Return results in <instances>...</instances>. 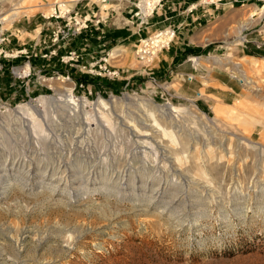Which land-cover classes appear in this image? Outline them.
Segmentation results:
<instances>
[{"label":"rangeland","instance_id":"1","mask_svg":"<svg viewBox=\"0 0 264 264\" xmlns=\"http://www.w3.org/2000/svg\"><path fill=\"white\" fill-rule=\"evenodd\" d=\"M60 1L67 0H0V17H6L15 6L21 12L13 19L0 22V137L5 139V147L24 150L19 143L22 138L9 135L16 127V116L23 111L32 124L37 121V133L43 142L39 145L41 152L59 161L67 157L72 164L85 168L95 159L106 168V173L97 188L88 185L90 203L87 205L69 204L66 192L61 190H55L48 201L46 197L53 186L46 187L47 195L43 196L21 193L18 182L10 178L9 183L17 187L6 197L0 195V227L20 226L27 233L18 246L7 243L0 234V264H264V149H261L264 146V63L257 62L262 66L258 71L249 59L242 58L244 54L260 57L249 48L256 51L255 45L264 47L262 23L244 30L247 42L235 46L229 43L239 42L235 29L251 19L248 13L263 1H246L242 7L241 2L235 3L240 9L237 17L224 21L225 25L212 23L213 28L222 27L216 28L213 42L204 50L193 46L196 53L181 54L161 72L155 71L159 59L150 65L137 60L138 40L128 52L118 50L122 52L120 58L118 52L109 59L115 67L119 69L132 62L136 63L135 67L148 70L140 76L143 84L117 90L106 87L100 75L88 72L93 63L96 71L100 59L109 57L111 51L100 43L94 27L109 28L113 34L131 26L146 25L145 17L158 10L163 0L147 15L141 8V0H84L68 5V10L76 5L74 11L79 24L73 17L74 11L72 17L59 11L50 16L54 13L53 5L57 8ZM200 1L205 4L204 1L210 0ZM56 15L59 17L55 18ZM84 19L88 28H81ZM171 28L175 31L176 27ZM90 31L93 36L88 34ZM174 40L175 36L170 42L171 48ZM73 50L78 59L66 61ZM160 53L164 52L160 51L159 56ZM211 55L242 62L253 82L242 84L231 69L213 64ZM193 57L203 58L200 64H195ZM28 61L30 66L24 69ZM14 67L24 69L25 73L16 74ZM66 73L69 79L64 80ZM216 76L235 89L227 101L213 94L216 92L213 87H225L215 81ZM66 87H71L74 99L85 101L80 111L73 112L57 102L58 91ZM202 89L206 95L200 96L198 92ZM177 92L185 97H179ZM125 93L153 104L168 102L179 112L171 117L173 122H161L155 117L157 113L152 117L138 111L124 112L116 117L94 105L98 97L121 98ZM41 95L52 96L55 102L49 103L45 111L48 123L29 106ZM7 122L13 124L8 126ZM142 123L155 124L170 132L164 135L160 130L159 136L165 143L151 135L139 137L136 129H143ZM169 137L174 140L171 146L175 149L163 146L170 143ZM16 138L20 140L18 143ZM180 139L184 140V148ZM192 152H196V160L201 165L207 164L209 155L214 162L218 158L217 170H196L191 166ZM171 156L184 157L178 163L182 174ZM5 158H0V165L3 166ZM117 171L122 182L129 185L126 195L118 191L119 195L107 183L108 172ZM207 180L211 181L206 183L211 191H203L199 186ZM159 184H168V192L178 195L171 207L162 212L163 206L154 200L152 204L160 206L150 208L145 215L139 211L140 207L133 206L138 204L130 195L134 187H146L143 193L148 195ZM34 187L28 186L26 192L41 190L38 185ZM13 234L17 236L16 232Z\"/></svg>","mask_w":264,"mask_h":264},{"label":"bare ground","instance_id":"2","mask_svg":"<svg viewBox=\"0 0 264 264\" xmlns=\"http://www.w3.org/2000/svg\"><path fill=\"white\" fill-rule=\"evenodd\" d=\"M105 2H106V0H105ZM75 3H77V0L60 1V4L57 3L58 4L57 7L60 8V10H62L60 12H62L63 14H66L70 11V10H68L67 6L70 4H75ZM155 4H156V0H151V1L141 0V6H142L141 8L144 11V13L149 12L155 6ZM262 8H264V6ZM55 9H56V6L54 4L52 7V11ZM20 14H21V12H20L19 8L15 6L11 9L10 13H8V15L6 17L5 16L0 17V22H3L5 20H9V19H13L14 17H17ZM253 15L254 14L250 15L249 18H251V19H248V21L238 25L237 32L239 33V36H240L239 41H241L243 39V36H242L243 30L248 28L255 21L259 20V19L258 20L253 19V17H252ZM157 32L152 33V36H151L152 41L143 40V42H142V43L147 42V45H149V49L154 50L153 51L154 56L153 57L149 56L150 59L144 61V62H146L147 65L152 64L154 59L157 57L158 54L155 51L159 50L161 48L160 42H163L162 45H165L166 42L172 38V33L162 32V34H157ZM244 37H245V34H244ZM161 50H163V48ZM193 61L196 62V58H194ZM258 61H259V59L255 60V62L253 63V68H255L256 70L259 71V70H261L262 66L257 64ZM213 62L215 64H218V65H224L225 68H227V69H231L233 71L235 77H237L238 80L242 84L248 85V84H251L253 82L251 80V78L249 77V75L247 74V71H248L247 67L242 62L235 61V60L231 59L230 57L222 58V57H217V56L214 57ZM25 66L26 67L24 69L28 68L27 64ZM24 69L19 68V67H14L16 74L25 73ZM65 78H64V80H65ZM71 90H72L71 87H66V88L60 89L58 91L59 97L57 98V102H60V104H62L64 107H67V109L70 108L73 112L80 111L81 106H83V102H85V101L74 99V97L71 94ZM51 102H53L52 104L55 103L52 96L47 97V96L41 95V96L37 97L36 99H33L29 103V106H30V109L34 113L38 114L39 117H41L42 119H44V121L46 123H48V122H50V120L47 117L48 112H46V114H45V111L48 110L47 108H48V106H50ZM94 105H96L98 108L112 112L116 117H121V115H123L124 112L127 114H130L131 112L138 111V112L143 113L145 116L150 115L152 117H154L155 113H157V115H155V117H157V120L161 121V122H165V121L169 122L171 117H173L175 114H177L179 112L178 109L171 107V104L168 102H166L164 104H153L152 102L147 101L141 97L131 96L130 94H127V93H125L121 98L115 97L113 95H111L110 98H108V99L98 97L96 100V103ZM58 107H59V105H58ZM22 113H23L22 115L16 116L15 119L17 120V122L14 123V125L16 127L14 128V131L12 132L13 134L9 133V135L11 137L12 136L13 137L20 136L22 138V140L19 143H21L23 145L24 150L23 151L13 150V149H11V147H5V145H6L5 139L0 137V138H2L0 141V146H1L0 147V158L2 156L6 157L5 163L3 164V166L0 165V195L2 197H6L12 189L14 191V189L17 187V184L9 183L10 178H12L14 181L18 182V184L20 185V187L18 189L21 193H24V194L25 193L26 194L31 193L32 195L34 194V196H43V195H47L45 193L46 192L45 188L48 186H53V189L51 188L52 190L50 191V193L46 197V199L48 201L53 198L55 190H58V191L61 190V191L66 192V194L69 198V201H70L69 204H74L75 202H80V204H82V205L89 204L90 202H88V200H87V192L89 190L88 185L91 184L92 188H97L99 185V182L102 181L101 177L104 175V173H106V168L105 169L102 168L101 163L95 162V159H92L93 163H91L89 167L85 168V166H77V165L72 164L67 157L62 158V160L59 161V160H55L54 156H50L46 152L45 153L41 152L40 151L41 148H39V145L43 144V142L40 141V137H39L40 134L37 133V128H36L37 121L36 120L33 121V123H35V125L32 124L31 121L25 116L26 114L23 111H22ZM139 118L142 120V118L140 116H139ZM207 120L208 121H214L215 119H207ZM153 121L155 124L156 123L158 124V122H156V118H154ZM173 121H171V122H173ZM7 123H8V126H10V124H13V122H11V123L7 122ZM143 124L144 123H142V127L140 125L139 126L141 128H143L144 130L139 129V128H138V130L136 129V132L138 131L137 134L139 133V137H147V136L151 135V136H155L156 138L158 137V139H160L159 142L165 143L163 141V138L161 140V136H159V133H161V131H162L164 133V135H170L169 134L170 132L166 131L165 129H163L161 127L159 128L157 126L155 127L154 126L155 124H148V123H145L144 125ZM163 125H164V123H163ZM178 135H177L176 139L179 138L180 135L179 136ZM170 138L171 137H169V139ZM180 140H181V142H180L181 146H182V148H184L185 147L184 140L183 141H182V139H180ZM15 141L18 143V141H20V140L18 138H16ZM169 141H170V143L168 145L163 144V146L165 148H168L171 150L175 149L174 147L171 146V144L174 142V140L171 138V140H169ZM246 141L250 142V140H246ZM177 142L178 141H176V143ZM190 143H192V142H190ZM209 143H210V141H209ZM18 146H20V145H18ZM191 146H192V144H191ZM195 149H197V148H195ZM261 149H264V146H262ZM171 150H170V153L172 154ZM214 151H212V152H214ZM198 152H199V149H198ZM195 153L196 152H192V155L190 157L192 167L194 166V168L196 170H198L199 172H206L207 170H209L210 172L211 171L213 172V171H215V169L217 170L216 164L218 162V158H217V162L215 161L216 162V164H215V162L212 159V156L209 155L207 164L201 165L196 160L197 156ZM198 154H200V152ZM213 154H215V153H213ZM54 155H55V153H54ZM207 156L208 155H206V157ZM187 157H188V155H187ZM206 157H205V159H206ZM170 158H171L172 162L174 163V165H176V167H177L176 169H178L180 171V174H182L183 172L181 171V167L178 164V163H180L181 157L180 156L179 157L178 156H175V157L171 156ZM183 158H181V159H183ZM56 159H58V158H56ZM199 159H200V157H199ZM72 162L74 163V161H72ZM219 164L220 163H218V167H219ZM221 168H223V167H221ZM107 169H109V168H107ZM113 171H115V170H113ZM193 171H190V173ZM108 173H109V180L107 183H109L112 186V188L117 190L116 193H118L119 195H120L119 192L123 193L121 195H126V193H129V191L126 192V189L129 188V185L125 184L124 181L122 182L123 178L121 176H119L118 171L116 173H110V172H108ZM186 173H187V171H186ZM129 174L133 175L131 171H129ZM103 180H104V178H103ZM136 180H137V178H136ZM210 180H207L205 182H200V183H202V185H199V186L201 187V189L203 191H206V190L211 191L209 184H206V183L211 184ZM132 181H134V180H132ZM133 184H134V182H133ZM37 185L40 187L41 190L36 191L34 193H32L31 191L26 192V188L28 186L29 187L30 186L37 187ZM131 187H133V186H131ZM167 187H168V184H166V186L159 184L158 187H156L154 190H151L152 192L149 193L148 195L143 193V192H145L146 187L139 186V185L137 187H134L131 190L133 192L130 191L131 192L130 195L132 198L134 197L133 200L136 201V203H138V204H133V206L135 208L140 207L139 211L143 212L145 215H147L150 212V208L160 206V205L152 204L153 201L156 200L158 203L161 204L160 207L163 206L162 212H164L167 208H169L173 205L175 199L178 196L177 194L169 193ZM28 190H30V189H28ZM139 202L140 203L143 202V203L139 204ZM14 203H15V201H14ZM48 204H51V203H48ZM16 205H17V203H16ZM21 205H23V204H21ZM27 206H28V204H27ZM106 206H108V205H106ZM40 207H42V206H40ZM15 210H17V209H15ZM23 212H25V211H23ZM156 215H158V214H156ZM14 232H16V235L19 237L13 236ZM26 233L27 232L23 231L22 227H20V226H19V228L18 227L13 228L11 226L5 227V228L0 227V234H3V236L5 237V241L7 243L15 244L17 246L20 244V242L23 241Z\"/></svg>","mask_w":264,"mask_h":264},{"label":"crops","instance_id":"3","mask_svg":"<svg viewBox=\"0 0 264 264\" xmlns=\"http://www.w3.org/2000/svg\"><path fill=\"white\" fill-rule=\"evenodd\" d=\"M158 1L159 0H156V4ZM246 1H250V0H210L208 2H204L205 4H202L200 0H163V3L161 4L159 3L161 6L158 9L159 11L155 9L156 11L155 12L153 11V13L151 14H149L151 10L149 12H146V14H144V15L149 14L145 17L144 20V22H146V25H141V26L139 25L137 28L131 26L125 28L124 30L115 31L113 32V34H111L113 30L111 31L109 28L104 27L105 26L104 25L103 26L104 28H101L103 30L102 35L100 32L101 29H96L94 27V30H96L95 35L99 40L102 41L100 42L102 45L107 46L109 47V49H111V51L109 52V57H107V61L112 67L117 68L109 62V59H111V57H114L116 53L118 54L120 50L124 49L125 52H128V50H130L135 45V42L139 40V38H141L143 35L144 36L147 35L150 32L151 33L154 32V30L156 31L164 27L166 28L176 27L175 28L176 40H174L175 45H173L172 48L169 45L168 48H164L163 50H161V52L164 53H160L161 56L157 55V57L153 61L155 63L159 61V63H157V68L155 67L156 68L155 71L161 72L162 69H166L167 67H169V65L175 59L179 58L181 54L188 53L187 51H189V53L191 51L194 52L195 49L193 46H197V48H200V50H204V48L208 46V44L213 42L214 37L216 36V31H217L216 28H222V27L213 28L212 23L218 22L219 24L225 25V23H223L224 21L227 22L232 18L237 17L240 14V9L235 7V3L241 2L243 4L241 5L242 7L244 6V2ZM254 1H258V0H254ZM263 12H264V8H261L260 6L258 8L253 7L252 11L248 13L247 17L249 18L250 15L254 14L252 17H256L255 15H257L256 20L259 19L258 21H260L261 18L263 17L264 14ZM217 18H221V19L216 20ZM258 21L255 22L257 23ZM255 22L250 26L255 25L256 24ZM237 28L235 29V32L237 34L236 37L239 36V33L237 32ZM244 30L242 33L243 35H244ZM88 34L90 36H93L92 31H90ZM243 40L244 38L239 42L237 41L233 42L232 40L229 43H234L233 46H235L237 44H240ZM229 43L227 42V44ZM255 48L257 49L256 51L249 48L250 52L260 57L244 54L242 58L249 59V62H251L252 65L256 59H259L258 62L261 61L264 63V47H260V46L257 47L255 45ZM121 55L122 52H119L118 57ZM213 56L214 55H211L209 57H213ZM194 58H196V61H198V63L196 62L194 63L200 64V60L203 57H193L192 60ZM120 61L121 60H119V62ZM213 61H214V57L212 58V63L215 64ZM122 62L123 61H121L120 63ZM153 62L152 64H155ZM128 63L129 64L127 66L125 65L120 66L122 70H120V68L119 69L117 68L120 74L115 79H110L106 76H101L102 77L101 80L103 81L104 85L109 89L117 90V89L128 88V86L133 87L134 85L139 86L143 84V81L140 80V76L143 74V72L146 71V69L148 70V68L143 67L144 69L142 68L139 69L138 66L135 67L136 63L135 64L132 62H128ZM123 72L124 75H121V73ZM214 79L216 82L224 85L225 87L224 88L213 87L214 89H216L215 90L216 92L213 94L221 98L223 101H227L230 98L229 96L235 93V89L232 86H230L225 80H223L218 76L214 77ZM176 94L179 97H185L179 92H177ZM198 94L200 96L206 95L204 89L200 90ZM186 99H190V98H186Z\"/></svg>","mask_w":264,"mask_h":264},{"label":"built area","instance_id":"4","mask_svg":"<svg viewBox=\"0 0 264 264\" xmlns=\"http://www.w3.org/2000/svg\"><path fill=\"white\" fill-rule=\"evenodd\" d=\"M81 1H84V0H78L77 1V3H79V2H81ZM103 1H105V0H103ZM106 1H109V0H106ZM160 1L161 0H159L158 1V3H160ZM260 1H263V4L260 6L261 8L264 6V0H260ZM204 2H207V1H204ZM77 3H76V5H77ZM75 5V6H76ZM243 5V4H242ZM58 6V5H57ZM75 6L72 8V9H70V11L68 12V15L69 16H71L72 15V12L74 11V8H75ZM155 7V6H154ZM153 7V8H154ZM259 6H256V8H258ZM153 8L151 9V11H153ZM56 11H59L60 12V9L57 7L55 10H54V13L51 15V16H54V14L56 13ZM74 14H75V16H73L74 17V19H75V22L77 23V24H79V20L77 19V12L76 11H74ZM57 17H59L58 15H56L55 16V18H57ZM72 17V16H71ZM99 21H97V23H98ZM259 23H262V27L264 28V15H263V17L261 18V20L260 21H258L256 24H259ZM83 26V27H82ZM82 26H81V28H88L89 26H88V24H87V19H84L83 21H82ZM249 28V27H248ZM247 28V29H248ZM247 29H245V30H247ZM158 31V32H157ZM262 31H264V29L262 30ZM101 35L103 34V30L101 29ZM154 32H157V34H162V32H169V33H172V38L169 40V41H167L166 42V44L165 45H162V43L163 42H160V44H161V48L159 49V50H156L155 52L158 54L159 52H160V50L163 48H168L169 47V45H170V42L173 40V38H174V36H175V31L171 28V27H167V28H165V29H158V30H156V31H154ZM154 32H152V33H154ZM152 33L149 35V36H147V37H145V38H140L139 40H138V44H137V46H136V49H135V55H136V58H137V60L139 61V62H141V63H143V64H146V62H144V61H146V60H149L150 59V57L152 56H154V54H153V49L152 50H150L149 49V45H147V42H145V43H142L143 42V40H146V41H152L151 40V36H152ZM243 41H245V42H247L248 41V39L246 38V35H245V37H244V40ZM257 47H259V45H256ZM142 47V48H141ZM17 54L18 53H16L15 54V56H17ZM69 56L67 57V59H66V61H69V60H74V59H78V55L76 54V51L75 50H73V51H70L69 52ZM107 56L108 55H106L105 57H102L101 59H100V62L98 63V65H97V69H96V71H95V67H96V63H93L92 65H90V69L88 70V72H91V73H93V74H96V75H100V76H106V77H108V78H110V79H115V78H117L118 76H119V70L117 69V68H114V67H112L109 63H108V61H107ZM150 56V57H149ZM102 61V62H101ZM148 62V61H147ZM28 64L27 65H29L30 66V63H29V61L27 62ZM147 70V69H146ZM19 75V74H18ZM63 76V75H62ZM64 77V76H63ZM66 77V78H65ZM64 78L65 79H69V73H66V76H65ZM188 79L189 80H191L192 79V77H188Z\"/></svg>","mask_w":264,"mask_h":264}]
</instances>
